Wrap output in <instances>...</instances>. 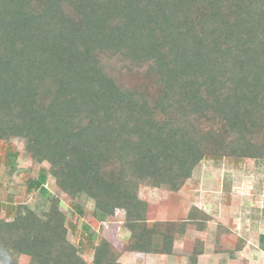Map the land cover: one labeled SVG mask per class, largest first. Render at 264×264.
<instances>
[{
  "label": "trees",
  "instance_id": "trees-1",
  "mask_svg": "<svg viewBox=\"0 0 264 264\" xmlns=\"http://www.w3.org/2000/svg\"><path fill=\"white\" fill-rule=\"evenodd\" d=\"M12 139L49 165L32 189L48 196L49 174L65 196L93 200L102 225L125 212L122 251L172 254L140 187L178 193L208 157L264 161V0H0V141ZM49 200L0 219V264H89ZM231 237L220 224L215 252H240ZM204 253L197 240L192 260ZM120 257L102 237L91 264Z\"/></svg>",
  "mask_w": 264,
  "mask_h": 264
},
{
  "label": "rangeland",
  "instance_id": "rangeland-1",
  "mask_svg": "<svg viewBox=\"0 0 264 264\" xmlns=\"http://www.w3.org/2000/svg\"><path fill=\"white\" fill-rule=\"evenodd\" d=\"M18 153L15 162L9 156ZM49 165L35 164L26 152L23 139L0 141V219L14 218L17 205H26L38 214L50 207V197L60 199V208L67 217L69 238L80 250V254L89 260L94 245L104 235V225L94 217V202L88 198L73 200L65 196L57 187L55 179L48 174L43 192L31 188L41 171L48 172ZM140 197L155 214L161 213L168 220H180L183 213L200 201L215 216L210 232L205 235L206 242L213 250L217 224H226L232 230L230 238L235 244L246 248L238 253V261L226 256H216L215 264H264V161L229 157H208L195 169L193 177L181 192L173 193L163 189L140 187ZM77 206L82 208L79 212ZM179 209L174 213V210ZM171 211V213H170ZM167 213V214H166ZM185 215V213H184ZM119 221V222H118ZM122 217L117 216L107 225L111 237L121 251L127 240V232ZM96 225L95 231L93 225ZM93 235L96 237L94 238ZM237 239H240L238 242ZM122 253V251H121ZM127 255L132 256L133 254ZM29 258L19 257L18 264H29Z\"/></svg>",
  "mask_w": 264,
  "mask_h": 264
},
{
  "label": "crops",
  "instance_id": "crops-1",
  "mask_svg": "<svg viewBox=\"0 0 264 264\" xmlns=\"http://www.w3.org/2000/svg\"><path fill=\"white\" fill-rule=\"evenodd\" d=\"M146 202H150V201L146 200ZM204 206L205 205L201 201L199 203H192V206L188 207V209L184 212L185 215L183 213V217L180 220L165 219V217L163 218V215H161V213L155 214L156 216H152L155 212L153 213L151 211V209L149 208L148 224L151 226L155 222H165L167 225L166 233L168 235L175 237V241H174L173 249H172V254H169V255L152 254V253H150V254H138V253H134V252H125V251H122L123 250L122 249L121 250L122 253H121V257H120L119 262L121 264H215V260L217 259L216 256H226V255L229 257V259L231 261H233V262L238 261V255L237 254L242 252L246 248L245 239L242 237H240V238H241V241L242 240L244 241V245H243V249L240 252H236L233 254H231V253H216L215 252V241H216V236L218 233V226L220 224L226 226V224H223V223L217 224L216 231H215V237H214V240H215L214 241V247H213L212 251L209 250L211 247L206 242L205 235L210 232V226H211L212 222H214L213 218H215V216L212 215L208 211V209L205 208ZM194 207L197 208L198 210H200L202 212V214L204 213L203 215L205 217H207V220H206L207 226L204 230H201V231L198 230L195 225H192L189 222L190 213H193L195 211ZM178 210L179 209H177V210L175 209L173 212L176 214V213H178L177 212ZM170 213H171V211H170ZM194 213H196V212H194ZM117 216L122 217V222H120V225H123L124 229L127 232V240L125 243V245H126L129 241L130 233L124 226L125 212L122 210H118L116 212V215L113 218V220H115ZM93 227L95 229L96 225L94 224ZM106 227H104L103 237L106 238L108 241H110L117 249H119L117 244L115 243V241H113V239L111 237V231L112 230L108 231L107 230L108 228H106ZM95 231L98 232V229H95ZM230 231L232 232L231 229H230ZM232 236H233V234H232ZM197 240L202 241V243L204 244L205 253L198 256V258L196 260H192L194 246H195V242ZM239 240L240 239H237L236 242H238ZM233 241H231V239L228 240V246L231 249H233V247H232ZM162 246H163V237L156 236L154 239L153 248L155 250H161ZM79 252H80V250H79ZM127 253L133 254V255L129 257V255H127ZM82 257L89 264H91L93 261V253H92L91 258L89 260H87L83 256V254H82ZM216 264H217V262H216Z\"/></svg>",
  "mask_w": 264,
  "mask_h": 264
}]
</instances>
